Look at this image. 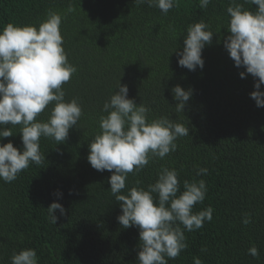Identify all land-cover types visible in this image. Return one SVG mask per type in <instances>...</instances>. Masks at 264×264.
Listing matches in <instances>:
<instances>
[{
    "label": "trees",
    "instance_id": "16d2710c",
    "mask_svg": "<svg viewBox=\"0 0 264 264\" xmlns=\"http://www.w3.org/2000/svg\"><path fill=\"white\" fill-rule=\"evenodd\" d=\"M231 3L211 0L202 9L199 0H179L165 15L135 0H0V31L8 23L38 27L49 10L66 17L63 46L78 70L63 85L65 100L79 98L83 108L66 142L41 138V164L30 163L11 183L0 180V264H11L14 252L28 248L36 250L38 264H139V229L118 222L122 210L110 192L112 173L88 161L99 118L107 115L103 105L120 82L137 106L150 108L149 120L167 117L190 129L175 141V152L130 173L122 194L137 181L145 188L154 184L162 167L175 168L181 192L184 180L206 181V198L194 212L214 209L211 222L185 230L188 247L168 264H194L196 257L203 264H264V108L250 95L256 79L251 74L242 79L246 70L235 67L224 48ZM70 6L74 11H67ZM201 19L214 37L203 50L204 68L193 72L179 66L177 52L188 26ZM177 85L193 90L184 112L176 111ZM50 109L38 118L47 120ZM12 132L0 143L22 150L20 126ZM197 167L208 174L197 176ZM54 202L66 210L64 216L56 212V225L47 210ZM245 213L252 215L247 226ZM254 245L258 258L248 254Z\"/></svg>",
    "mask_w": 264,
    "mask_h": 264
},
{
    "label": "clouds",
    "instance_id": "9594fccd",
    "mask_svg": "<svg viewBox=\"0 0 264 264\" xmlns=\"http://www.w3.org/2000/svg\"><path fill=\"white\" fill-rule=\"evenodd\" d=\"M136 4L158 7L163 14L177 7L179 0H135ZM211 0H199L206 9ZM257 6L245 9L244 4L232 0L227 8L230 17L224 48L240 72V77L251 74L256 83L250 95L257 107L264 108V0H245ZM68 12L74 11L70 6ZM66 17L49 10L46 18L36 25L8 23L0 31V141L13 137L12 127L20 126L23 149L12 142L0 143V180L11 183L30 163L39 165L44 157L40 151L41 138L52 139L58 144L67 141L70 129L77 125L83 115L79 98L65 100L63 85L77 72V67L68 60L61 31ZM210 24L203 19L187 28L183 50L177 52L180 67L190 71L203 69V50L213 41ZM176 111L184 112L193 95L177 85L172 89ZM47 120L38 117L49 109ZM102 111L107 115L99 118L100 132L89 143L88 161L92 168L112 173L109 179L110 192L120 204V225L127 229H139V264H168L187 249L185 230H199L205 222H211L214 209L194 212L197 203H203L207 195L206 181H183L175 168L162 167L158 179L147 188L137 185L126 193V181L130 173L139 174L153 158L164 159L177 150L179 137L189 136V126L174 122L167 117L149 120L150 108L143 103L137 106L129 98L127 85H118V90L105 101ZM208 169L197 167L196 175H207ZM71 194V193H70ZM57 195H62L57 193ZM49 220L57 224L66 210L54 202L47 209ZM242 223H252L251 213H245ZM182 225V226H181ZM203 251V249H202ZM248 254L257 257L259 250L254 245ZM11 264H38L37 252L28 248L13 253ZM194 264H203L196 257Z\"/></svg>",
    "mask_w": 264,
    "mask_h": 264
}]
</instances>
